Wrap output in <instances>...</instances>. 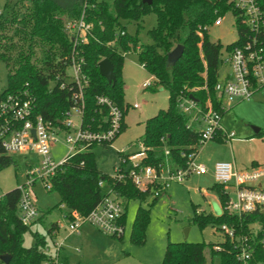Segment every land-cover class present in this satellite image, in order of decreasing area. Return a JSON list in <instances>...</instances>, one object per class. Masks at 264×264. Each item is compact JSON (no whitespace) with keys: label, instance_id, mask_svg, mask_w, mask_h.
<instances>
[{"label":"trees","instance_id":"16d2710c","mask_svg":"<svg viewBox=\"0 0 264 264\" xmlns=\"http://www.w3.org/2000/svg\"><path fill=\"white\" fill-rule=\"evenodd\" d=\"M149 1L112 0L109 4L105 0H9L4 7L5 15L0 14V61L7 70V88L0 94V101L7 96L23 97L27 93L33 101L34 114L63 131L64 114L74 105L73 98L78 93L74 84L64 80L65 70L75 55L76 60H82V73L88 80L83 91L81 128L92 134L109 130L108 109L97 103L98 98H105L121 113L119 130L113 141L123 130L127 108L121 81L124 55L135 53L138 64L153 81L145 89L154 85L168 96L166 110L143 123L144 132L139 142L145 156L139 166L159 171L167 162L171 168L186 169L189 156L196 155L202 143L199 131L195 127L188 128L189 117L179 110V101L193 97L200 107L205 108L210 103L221 117L225 113L214 91L221 46L209 40L208 28L218 17L231 13L237 41L227 46V51L240 47L251 37V32L242 24L240 12L227 0ZM259 6L264 11V0H259ZM150 14L154 15L155 23L146 32L148 43L139 45L137 33ZM80 18L90 25V30L84 42L74 45L64 25L66 21ZM130 23L136 25L134 36L126 32V24ZM261 40L264 43V39ZM177 46H182V54L175 63L169 64L167 56ZM104 59L113 67L115 81L112 84L98 73L97 65ZM260 94L264 97V91ZM254 137L264 139V132L259 131ZM110 142L86 143L82 152L64 160L49 179L46 190L58 195L57 208L62 206L66 213H76L80 217L88 215L107 195L101 192L99 182L127 201L140 203L148 195L153 197L152 190L157 185L144 192L132 185L129 169L123 167L127 158L123 153L119 154L118 166L123 175L121 180L100 173L93 148L107 146ZM164 150L168 151V157L164 156ZM12 164V159L0 150V170ZM213 190L222 208L221 215L195 213L190 223L199 229L210 226L215 230L226 224L234 226L238 232H245L247 224L256 220V213L242 219L229 216L224 211L228 201L226 192L217 184ZM18 202L17 188L0 198V256L9 255L8 264H42L49 260L42 249L45 245L42 239L37 238L32 248L22 246L21 237L28 227L19 221ZM122 222H125V209ZM146 224L147 211L138 207L130 234L135 244L143 242ZM57 228V224L51 225L47 234L53 238ZM213 246L210 243H168L160 264H207L205 251H208L211 264L215 258L218 264H240L229 241L223 239L219 251H213ZM60 262L67 264L66 258Z\"/></svg>","mask_w":264,"mask_h":264},{"label":"rangeland","instance_id":"374dc122","mask_svg":"<svg viewBox=\"0 0 264 264\" xmlns=\"http://www.w3.org/2000/svg\"><path fill=\"white\" fill-rule=\"evenodd\" d=\"M9 0H0V14L5 15V4ZM111 3L112 0H105ZM221 25L208 28L209 40L219 43L221 46L219 65L217 70V83H220L228 66L223 62L228 56L227 46L237 41L235 19L230 12L220 16ZM153 14L146 16L137 33L139 45L148 43L146 32L154 26ZM136 25L126 24V32L134 36ZM38 57V55H37ZM121 81L124 86V103L127 106L123 116V130L107 146L97 145L93 148L96 167L101 174L112 177L114 170L119 166V154L132 155L140 151L139 139L143 136V123L166 110L168 96L161 88L144 89L142 85L151 81L150 75L138 64L135 53L124 55V63L121 68ZM7 88V70L0 61V94ZM138 105V109H133ZM223 130L234 137L227 141L209 140L198 148L194 158V165L207 168L205 174L190 175L185 180L167 181L168 173L162 174V182H166L165 192L157 199L151 195L144 201L125 200L110 192L102 183L101 192L109 193V197L117 201L125 209V224L122 238L116 239L101 233L95 227L88 224L82 225L78 234L69 237L67 235L66 222L63 207L57 208L59 197L55 193L46 191L41 181H36L33 191L35 193V206L38 210L34 222L23 233L21 240L24 248H32L36 245L37 238L45 242L43 250L54 254V243H62L60 258H66L67 264H160L168 243H204L219 244L223 241V235L210 226L199 229L190 223L193 215L209 214L219 217L222 213L219 200L213 190L216 184L213 179V168L216 163H233L237 171H249L248 160L255 154L264 158V141L256 140L248 143L247 137L255 129L264 132V97L255 94L250 100L233 104L225 109L221 119ZM197 129H201L198 126ZM56 143L50 149L52 161L61 163L69 154L66 136L57 132ZM262 143V144H261ZM255 155V156H256ZM13 164L0 170V198L7 192L23 186L27 182L26 172L35 167L37 157L32 153H15L8 155ZM260 160V159H259ZM138 159L130 161L125 159L123 167L129 168ZM260 162V161H258ZM161 182V183H162ZM233 180L226 188L227 197L234 200ZM227 204V203H226ZM138 207L147 211V224L141 244L131 241L130 234ZM57 224L58 232L52 238L47 234L51 225ZM207 264H209L208 251H205ZM212 264H218L217 258Z\"/></svg>","mask_w":264,"mask_h":264},{"label":"built area","instance_id":"2783aa9c","mask_svg":"<svg viewBox=\"0 0 264 264\" xmlns=\"http://www.w3.org/2000/svg\"><path fill=\"white\" fill-rule=\"evenodd\" d=\"M237 9L240 20L251 32L240 46L228 51L224 64L228 66L229 73L220 83H216L214 91L219 101L221 110H225L234 103L250 100L255 94L264 91V11L259 6V0H227ZM221 18L218 17L213 26H220ZM90 25L82 18L77 21H66L64 31L70 36L74 45L84 42L85 35L89 32ZM123 35V33H121ZM64 80L76 86L78 93L74 96V105L64 114L63 131H58L50 123L45 122L40 116L34 114L33 101L29 94L23 97L7 96L0 101V150L5 155L15 153H32L37 157V164L26 172L27 182L17 188L19 191L18 218L22 226L29 227L35 220L38 210L35 206V182L41 181L44 188H49L48 181L63 164L66 158L85 149V144L95 142L97 144L110 142L118 133L121 113L107 99L98 98L97 103L108 109L109 130L100 133H88L81 128L83 115V91L88 86V80L82 73V60H76L72 55L70 63L65 70ZM151 85L146 81L142 88ZM64 84L61 85V88ZM134 105L133 109H138ZM178 108L182 114L189 117L188 128L195 125L200 133L202 145L219 138L222 141L231 140L233 133L227 134L221 126V115L214 111L210 103L205 108L200 107L196 101L185 98L179 101ZM33 132V134H32ZM57 132H63L66 136L69 154L59 164L52 161L50 149L56 143ZM140 151L126 155L130 161L138 159L134 165H129L128 178L132 185L139 191H146L148 187L153 189V197H160L166 189L167 181L181 182L194 174L196 176L206 173L204 166L194 165L195 154L189 156L187 167L184 170L174 169L165 162L160 170L146 166H139L144 158V148L139 142ZM164 156L168 157V151L164 150ZM126 169V170H127ZM168 173L166 182H162V174ZM118 167L114 170L112 179L121 180ZM215 183L224 189L233 180L234 200L228 199L224 211L232 217L242 219L256 213V220L247 224L245 232L237 231L234 226L222 224L216 231L233 244L235 259L240 264H264V165L255 166L249 171H237L233 163L219 162L213 168ZM162 182V183H161ZM98 185L101 187L102 182ZM159 186V187H158ZM112 192L111 190H109ZM123 206L109 197V193L103 200L84 217L76 213H65V230L67 237L77 234L82 225L88 224L95 227L101 233L110 237H122L124 222L122 216ZM62 243H54V254L43 250L49 260L42 264H61L59 252ZM213 251H219L220 246H213ZM209 264L211 261L209 259Z\"/></svg>","mask_w":264,"mask_h":264},{"label":"water","instance_id":"95a60500","mask_svg":"<svg viewBox=\"0 0 264 264\" xmlns=\"http://www.w3.org/2000/svg\"><path fill=\"white\" fill-rule=\"evenodd\" d=\"M144 2H147V3H150L149 0H144ZM182 51H183V48L182 46H177L176 48H174L167 56V62L169 64H173L175 63L181 56L182 54ZM97 68H98V73L99 75L106 80V82L108 84H112L114 83L115 81V76H114V73H113V67L111 65V63L104 59V60H101L98 65H97ZM190 99H192L193 101H195L193 99V97H190ZM258 130L255 129L254 130V133H256ZM33 134V132H32ZM9 259H10V256L9 255H3V256H0V262L2 264H8L9 262Z\"/></svg>","mask_w":264,"mask_h":264},{"label":"crops","instance_id":"0c3cea01","mask_svg":"<svg viewBox=\"0 0 264 264\" xmlns=\"http://www.w3.org/2000/svg\"><path fill=\"white\" fill-rule=\"evenodd\" d=\"M229 73V69H228V71H226V74L225 75H227ZM225 77V76H224ZM234 104H238V103H234ZM233 105V104H232ZM231 105V106H232ZM197 125H195V128L197 129ZM223 128V127H222ZM260 130H258L256 133H252L250 136H248L246 139L248 140L247 142L248 143H253V142H255L256 140L258 141V140H260L261 142H263L264 141V139H258V138H256V137H254V135H256L258 132H259ZM218 138V137H217ZM214 139V140H216V141H219L218 139ZM256 141V142H257ZM262 144V143H261ZM197 153H198V150H197ZM197 153H196V155H197ZM256 155V154H255ZM253 156L252 158H250L249 160H248V164H244V165H246L247 166V169L249 168V169H251V168H253V167H255V166H262V165H264V158H262V156H260V155H256V156ZM260 159V160H259ZM258 161H260V162H258ZM228 162V161H227ZM206 168V167H205ZM206 172H207V168H206ZM212 176H213V174H212ZM223 188V187H222ZM223 190L226 192V189H224L223 188ZM234 190V189H233ZM227 194V193H226ZM62 207V206H61ZM124 224H125V222H124ZM58 230H59V227L57 228V230H55L54 232H53V234H54V236L56 235V233L58 232ZM78 234V233H77ZM73 235H76V234H73ZM73 235H70V236H68L67 237V235L63 238V242L64 241H67L68 239H69V237H71V236H73ZM63 249L61 248V250H60V252L62 251ZM60 252H59V257H60ZM60 259H62V258H60ZM67 261V260H66Z\"/></svg>","mask_w":264,"mask_h":264}]
</instances>
